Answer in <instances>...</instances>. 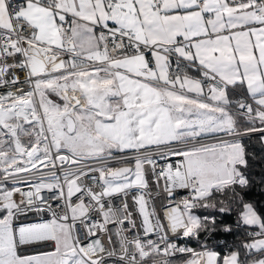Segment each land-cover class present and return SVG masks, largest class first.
Instances as JSON below:
<instances>
[{
  "label": "snow or ice",
  "instance_id": "1",
  "mask_svg": "<svg viewBox=\"0 0 264 264\" xmlns=\"http://www.w3.org/2000/svg\"><path fill=\"white\" fill-rule=\"evenodd\" d=\"M0 264H264V0H0Z\"/></svg>",
  "mask_w": 264,
  "mask_h": 264
}]
</instances>
